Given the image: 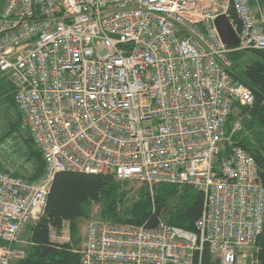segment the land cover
<instances>
[{"label":"built area","instance_id":"2783aa9c","mask_svg":"<svg viewBox=\"0 0 264 264\" xmlns=\"http://www.w3.org/2000/svg\"><path fill=\"white\" fill-rule=\"evenodd\" d=\"M251 1H3L0 79L13 86L44 170L33 180L0 170V264L24 257L15 244L61 171L203 196L194 229L89 220L79 264L257 263L264 186L254 157L225 131L238 104L253 101L229 54L264 48V12ZM219 15L237 44L222 40Z\"/></svg>","mask_w":264,"mask_h":264},{"label":"trees","instance_id":"16d2710c","mask_svg":"<svg viewBox=\"0 0 264 264\" xmlns=\"http://www.w3.org/2000/svg\"><path fill=\"white\" fill-rule=\"evenodd\" d=\"M4 0H0V7ZM264 12V0H252ZM235 17L234 13L231 14ZM264 31V25H263ZM247 53H253L256 59L240 67L239 63ZM233 64L231 74L244 82L253 93V101L249 105H240L242 127L249 130V137H241V132H232L233 142L241 145L255 159L258 174L264 186V48L251 51H233L229 54ZM6 94V107L15 112V124H21V114L14 100L13 86L0 79ZM230 115L225 125L228 135L231 131ZM24 129H26L24 127ZM27 131V129H26ZM252 139L256 143H252ZM29 158L35 162L33 173L24 177L28 180L38 178L44 170L41 153L27 131L23 138ZM17 175V174H15ZM126 181H117L111 174L61 171L55 174L47 194L44 212L35 223L29 225L32 244L28 246L24 257L14 264H79L80 254L68 242L51 239L52 231L59 234L63 223L68 221L71 233L76 231V220L88 215L91 203L99 204V219L120 222L141 223L147 227L156 225L159 219L187 229H194V222L201 213L203 196L189 186L158 184L162 192L150 194L146 186L140 188V196L124 206L127 190L123 188ZM183 192L173 201V193ZM256 264H264V225L262 233L257 237Z\"/></svg>","mask_w":264,"mask_h":264},{"label":"rangeland","instance_id":"374dc122","mask_svg":"<svg viewBox=\"0 0 264 264\" xmlns=\"http://www.w3.org/2000/svg\"><path fill=\"white\" fill-rule=\"evenodd\" d=\"M256 59V56L253 53H247L245 56H243L242 60L240 61L239 65L240 67H243L244 64L249 63ZM4 86L0 87V90H3ZM1 100V99H0ZM5 102L2 100L0 101V146H5L7 153H9L13 158H17L20 156H23V138L26 137L27 131L22 128L20 125L15 124V112L8 108H4ZM233 119L231 120L230 124L233 127L235 123L238 124V129H235L234 131H230L228 134V141H233L232 139V132H241V137H249L250 132L249 130H245L242 127V115L240 113V108L237 107L233 110ZM22 124V120H21ZM231 127V129H232ZM261 140H264V133L260 135ZM252 143L255 144L256 140L252 139ZM25 146V145H24ZM166 184L165 187H169V183H162ZM142 186H145L141 184L140 182H137L135 180H129L123 183V188L127 190L126 200L124 202L123 207H127L136 200L140 196V188ZM162 192V187H157L156 189H153V195L155 193ZM183 191L178 190L177 192L173 193V201H175L179 194H181ZM99 204L98 203H91L88 206V215L84 216L82 218H78L76 220V231L71 233L69 228L68 221H65L63 223L62 231L57 234L58 237L53 238V240L58 242H68L74 249L79 250L82 242V234L85 227L86 222L93 219H99ZM61 236V237H60ZM23 238L26 239V235H23ZM257 245V242L255 241L254 246ZM27 249V248H26ZM253 249V246L251 247ZM247 249L246 251H248Z\"/></svg>","mask_w":264,"mask_h":264},{"label":"crops","instance_id":"0c3cea01","mask_svg":"<svg viewBox=\"0 0 264 264\" xmlns=\"http://www.w3.org/2000/svg\"><path fill=\"white\" fill-rule=\"evenodd\" d=\"M3 85L0 84V87ZM6 96L3 93V90H0V99L5 102L4 108L6 107V100L4 97ZM0 100V101H1ZM35 167V162L32 158L28 157L26 147L23 145V156L13 158L9 153L6 151L5 146H0V170L10 173V174H17L18 176L28 177L33 173ZM23 235H26V239L23 238ZM20 242L15 244V247L24 249L28 248L29 245L32 244L31 241V231L29 226L24 231ZM58 237L55 232H52L51 239ZM61 237V236H60Z\"/></svg>","mask_w":264,"mask_h":264},{"label":"water","instance_id":"95a60500","mask_svg":"<svg viewBox=\"0 0 264 264\" xmlns=\"http://www.w3.org/2000/svg\"><path fill=\"white\" fill-rule=\"evenodd\" d=\"M215 25L222 40L229 46L237 44L238 38L233 30L228 18L225 15H219L215 19Z\"/></svg>","mask_w":264,"mask_h":264}]
</instances>
